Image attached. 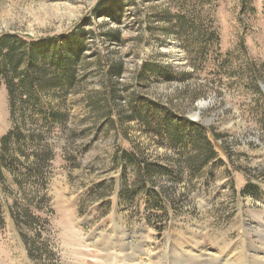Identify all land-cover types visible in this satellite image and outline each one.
Masks as SVG:
<instances>
[{
  "label": "rangeland",
  "instance_id": "1",
  "mask_svg": "<svg viewBox=\"0 0 264 264\" xmlns=\"http://www.w3.org/2000/svg\"><path fill=\"white\" fill-rule=\"evenodd\" d=\"M105 1L0 0V34L57 36L76 25L87 46L78 84L41 98L61 113L56 119L11 120L0 85V140L17 128L3 182L20 231L2 214L0 264H256L264 249V0H117L112 14ZM213 32L219 40L208 42ZM149 62L175 77L144 83L138 72ZM112 65L121 73H108ZM136 94L214 129L231 161L221 154L225 165L200 162L193 173V150L126 118ZM249 183L256 194L243 193Z\"/></svg>",
  "mask_w": 264,
  "mask_h": 264
},
{
  "label": "trees",
  "instance_id": "2",
  "mask_svg": "<svg viewBox=\"0 0 264 264\" xmlns=\"http://www.w3.org/2000/svg\"><path fill=\"white\" fill-rule=\"evenodd\" d=\"M104 3L106 12L112 14L121 10L120 1L108 0ZM77 28L76 25L72 26L70 31L57 36L27 37L16 32L0 34V85L4 84L8 92L11 120L20 116L23 122H27L38 116L56 119L61 115L59 111L44 109L40 101L49 90L75 87L78 84L76 66L80 65L81 55L87 46L78 37ZM117 37V34L111 35V38ZM215 38L219 40L216 32L210 33L207 41H213ZM112 72L120 74V65L110 66L108 73ZM151 75L175 77L167 66L149 62L142 65L137 78L146 83ZM184 76L185 74H180L181 79ZM126 118L139 121L147 130L168 139L174 147H189L193 150L194 157L190 163L193 173L197 171L194 165L200 162L214 161L221 166L226 164L224 157L231 161L230 151L219 142L214 129L175 113L171 107L149 97L134 95L131 98L130 113ZM16 129H11L0 140V219L4 220L2 214H7L15 231L20 234L19 224L11 211L3 182V169L9 167L8 164L13 158L8 152V145L17 134ZM21 135L22 137L16 138L19 142H24L25 135ZM122 152L128 161L143 166L136 153L125 150ZM145 169L149 173L162 170L161 165L145 166ZM253 186L250 183L246 184L243 193L256 194L258 191L252 190Z\"/></svg>",
  "mask_w": 264,
  "mask_h": 264
},
{
  "label": "bare ground",
  "instance_id": "3",
  "mask_svg": "<svg viewBox=\"0 0 264 264\" xmlns=\"http://www.w3.org/2000/svg\"><path fill=\"white\" fill-rule=\"evenodd\" d=\"M249 255V254H248ZM246 261V260H245ZM256 264H264V249L262 252L255 257ZM253 262V261H252ZM246 263V262H245ZM250 263V262H249ZM247 263V264H249ZM230 264V263H229Z\"/></svg>",
  "mask_w": 264,
  "mask_h": 264
}]
</instances>
